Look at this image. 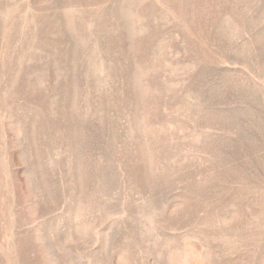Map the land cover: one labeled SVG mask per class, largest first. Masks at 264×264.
<instances>
[{"label": "rangeland", "instance_id": "rangeland-1", "mask_svg": "<svg viewBox=\"0 0 264 264\" xmlns=\"http://www.w3.org/2000/svg\"><path fill=\"white\" fill-rule=\"evenodd\" d=\"M0 264H264V0H0Z\"/></svg>", "mask_w": 264, "mask_h": 264}]
</instances>
